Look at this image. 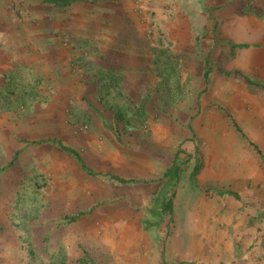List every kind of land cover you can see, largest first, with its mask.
<instances>
[{
    "label": "rangeland",
    "instance_id": "obj_1",
    "mask_svg": "<svg viewBox=\"0 0 264 264\" xmlns=\"http://www.w3.org/2000/svg\"><path fill=\"white\" fill-rule=\"evenodd\" d=\"M246 14L264 0H0L27 53L0 81V264H225V158L247 138L210 76H242L227 26Z\"/></svg>",
    "mask_w": 264,
    "mask_h": 264
},
{
    "label": "crops",
    "instance_id": "obj_2",
    "mask_svg": "<svg viewBox=\"0 0 264 264\" xmlns=\"http://www.w3.org/2000/svg\"><path fill=\"white\" fill-rule=\"evenodd\" d=\"M243 18L235 27L234 16L227 26L233 31V40L245 44L232 60L233 70L242 76L233 77L234 84L228 78L223 82L210 76L209 93L234 112L247 138L233 141L236 148L225 158L231 189L224 209L226 231L214 251L225 264H264V189L258 188L260 181L264 183V20L247 14ZM7 34L0 29V81L4 69L18 71L19 62L27 56L23 41H14ZM222 238L224 249L220 247Z\"/></svg>",
    "mask_w": 264,
    "mask_h": 264
},
{
    "label": "trees",
    "instance_id": "obj_3",
    "mask_svg": "<svg viewBox=\"0 0 264 264\" xmlns=\"http://www.w3.org/2000/svg\"><path fill=\"white\" fill-rule=\"evenodd\" d=\"M48 2L52 3V4H55V5H60V6H65V5H68V4H71L72 2L74 1H77V0H47ZM207 77V73L204 74V78ZM56 145L63 151L71 154L74 158L77 159V161L80 163L81 167L86 170L87 172H90L92 173V171L87 167V165L84 164V162L82 161L81 159V156L80 154L73 148H70L66 145H64L61 141H56ZM18 153V151H15L14 152V155L13 157L10 159V161L8 162V164H11L16 156V154ZM7 164V165H8ZM169 171L172 172V174L177 178V170H178V166L177 165H173V166H170ZM112 178L116 179L117 181L119 182H122V183H126V182H134L135 180L132 179V178H123V177H120V176H117V175H110ZM160 212H166L167 213H171L172 211V199L170 198V196L165 200V202L161 205V208L159 210ZM81 213H78L70 218H72V220L76 219ZM89 262L91 264H95L91 259H89Z\"/></svg>",
    "mask_w": 264,
    "mask_h": 264
},
{
    "label": "water",
    "instance_id": "obj_4",
    "mask_svg": "<svg viewBox=\"0 0 264 264\" xmlns=\"http://www.w3.org/2000/svg\"><path fill=\"white\" fill-rule=\"evenodd\" d=\"M212 27H214V23H213ZM179 174H180V169L177 170L178 179H179V176H180Z\"/></svg>",
    "mask_w": 264,
    "mask_h": 264
}]
</instances>
